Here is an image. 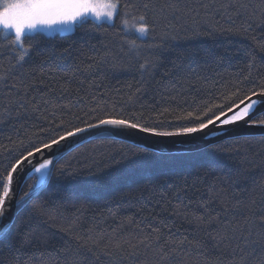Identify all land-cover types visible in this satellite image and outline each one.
<instances>
[{
	"label": "trees",
	"instance_id": "obj_1",
	"mask_svg": "<svg viewBox=\"0 0 264 264\" xmlns=\"http://www.w3.org/2000/svg\"><path fill=\"white\" fill-rule=\"evenodd\" d=\"M125 2L136 4L139 11L143 3L152 5L147 15L156 31L147 41L137 40L145 45L139 56L125 44L135 37H124L119 18L115 28L88 19L68 34L40 33L31 41L34 54L23 69L12 68L13 53L0 48V73H10L8 81L0 82V113L12 103V115H0V145L11 149V141L27 144L31 138L39 143L37 134L45 138L40 129L54 110L45 100L58 105L83 96L90 104L95 96L109 105L115 102L155 115L165 107L178 112L204 102L223 103L222 94H229L248 73V53L256 55L253 76L257 71L264 76V0ZM165 30L176 39L168 40L163 51L148 48L161 42ZM144 59L156 61L150 72L139 69ZM21 73L25 84L35 82L34 88L24 90L36 97L39 114L30 107L27 115L23 110L16 115L18 91L5 84L18 82ZM66 80L72 81L70 86ZM64 87L71 91L62 95ZM55 118L58 122L71 116L57 109ZM176 126L163 125L168 130ZM15 155L0 149V171ZM60 165L68 172L62 175ZM38 181L37 173L30 175L20 197ZM173 210L178 214L173 216ZM261 215L264 136L229 139L191 153L96 139L56 163L45 188L15 218L8 239L0 242V264H241L242 257L243 264H261L264 229L252 226ZM210 217L214 219L209 223ZM149 226L161 231L154 233ZM180 240L185 242L169 252L171 242ZM198 241L204 242L202 248L195 246ZM161 249L169 252L163 261Z\"/></svg>",
	"mask_w": 264,
	"mask_h": 264
},
{
	"label": "snow or ice",
	"instance_id": "obj_2",
	"mask_svg": "<svg viewBox=\"0 0 264 264\" xmlns=\"http://www.w3.org/2000/svg\"><path fill=\"white\" fill-rule=\"evenodd\" d=\"M139 7L143 11L137 10L136 4L122 3V0H0V29L3 30L0 33V48H8L13 53L14 63L11 65L12 68L19 67L23 69L34 54L33 48L35 45L31 41L40 34L41 29L62 27L71 30L72 26H83L89 17L95 18L96 21H106L109 27L115 28V21L119 18L120 31L124 37H135L133 39H125V44L130 52L139 56L145 45L144 43H137V40L147 41L156 31L155 24L149 22L147 15L152 5L143 3ZM245 7L246 5H239V9ZM98 27H103V24H99ZM166 28H171V24L166 25ZM249 29L250 25L244 27L243 30L247 32ZM198 34L202 35L203 33ZM208 35H211V33H208ZM175 39L174 35L165 30L161 33V42H153L147 46L150 49L163 51L166 42ZM26 41L28 42L26 43ZM260 50L264 52V46H261ZM65 52L69 57L71 56L70 50L66 49ZM247 55L249 56L247 64L249 71L229 94H222L223 103L204 102L203 105L195 106L190 111L184 109L177 112L176 109L165 107L157 111L155 115H152L151 112L133 111L130 106H118L115 102L109 105L108 101L101 102L96 100L95 96L90 97V104L84 101L83 96H78L75 99L68 100L67 103L58 105H53L51 100H45L44 103L52 105L54 109L49 113L52 119L48 121V125L40 129L41 133L45 134V138H40L37 134V138L40 140L39 143L29 138L26 144L23 140L18 143L11 141L9 137L13 144L11 149L6 145H0V149L9 153H16L3 171H0V224H2L3 217L9 210L8 206L15 195L13 192L14 175L19 174L18 170L22 166L31 165L34 172L40 173L38 183L30 186L29 190L20 199L31 197L33 193L38 194L40 188L50 178L51 170L55 168L54 157L42 159L38 166L33 165V159L38 154L43 157L46 150H58L62 144H66L73 138L89 133L94 129L110 134L132 129L155 137L186 136L193 138L199 133L205 134L206 138V130L214 129L217 126L225 128L239 126L243 123L248 128L264 129V76H261L258 71L257 75L253 76L256 55L254 52ZM138 66L142 72H150L156 66V61L144 59ZM88 67L91 68L92 65ZM39 75L41 77L44 75L42 70ZM75 75L76 73L74 72L73 76ZM9 76L10 73H0V82L8 81ZM22 77L23 73L20 74L18 82H14L11 85L5 84L6 87L18 91V99L15 101L17 105L16 115L19 117L21 110H23V114L27 115L30 107L33 112L39 114L41 109L36 97H29L24 90L34 88L35 82L25 84ZM245 81H249L248 86H244ZM39 83H43V80H40ZM71 83V80L65 81V84L69 86ZM79 83L84 85L85 81L80 80ZM70 91V87H64L61 90L62 95ZM137 91L140 90L137 89ZM131 99L132 97H129L130 101ZM81 105H83L82 108ZM11 106L12 103L10 101L9 104L5 105L0 115L11 116L12 113L9 111ZM73 108L80 109V112L74 113L72 111ZM57 109L67 111L71 119L65 120L61 118L57 122L55 118ZM173 113L176 114L173 115ZM168 117H172V119H168ZM44 119L48 120V117H44ZM174 123L177 126L172 128V130L163 127L165 124L172 125ZM213 135H215L214 132ZM211 151L214 153L217 149L213 148ZM61 159H63V156H61ZM60 172L62 175L68 172L65 165H60ZM178 194L176 193V195ZM176 207H179V205ZM164 210L167 211V208ZM171 214L174 216L178 213L173 210ZM153 218L156 219L157 217L154 215ZM212 219L214 218L210 217L208 222L210 223ZM160 222L163 223L162 220ZM257 225L259 228L264 229V215L252 222L253 227ZM149 227L151 228V226ZM164 227L167 228L168 226L165 225ZM151 230L154 233L161 231L160 228H151ZM168 230L171 231V229ZM10 231L9 225L0 227V242L8 239ZM249 235H251V230ZM156 239H159V235L156 236ZM220 239L226 238L220 237ZM184 242V240H180L178 244L174 241L171 242L173 247L169 249V252H174L176 247ZM195 246L202 248L204 242L198 241ZM116 247L119 248L120 246L117 245ZM169 252L161 249L162 261L168 258ZM106 254L112 255L111 252ZM241 264H243V257L241 258ZM261 264H264V261H261Z\"/></svg>",
	"mask_w": 264,
	"mask_h": 264
},
{
	"label": "water",
	"instance_id": "obj_3",
	"mask_svg": "<svg viewBox=\"0 0 264 264\" xmlns=\"http://www.w3.org/2000/svg\"><path fill=\"white\" fill-rule=\"evenodd\" d=\"M213 132L215 135H213ZM205 134L199 133L195 138L179 136V137H155L149 134L139 132L137 130H124L122 132L105 133L101 130L94 129L89 133H84L79 137L73 138L66 144H62L58 150L48 151L46 150L43 157L39 154L33 159V165L38 166L42 159L53 158L54 165L61 159V156H66L72 150L77 147L88 143L96 139H117L123 142L133 144L138 147H142L148 150H155L163 153H191L200 151L214 144L240 137L249 136H264V129L248 128L243 123L239 126H229L220 128L217 126L214 129L206 130ZM52 171V170H51ZM19 174L14 175L13 196L9 207V210L3 217L2 225H9L13 223L18 214L25 208V206L45 188L47 182L40 188L39 193H33L31 197H25L23 200L20 199L21 189L26 179L36 173L32 170L31 165L22 166L18 170ZM38 174V173H37ZM40 177V175L38 174Z\"/></svg>",
	"mask_w": 264,
	"mask_h": 264
},
{
	"label": "rangeland",
	"instance_id": "obj_4",
	"mask_svg": "<svg viewBox=\"0 0 264 264\" xmlns=\"http://www.w3.org/2000/svg\"><path fill=\"white\" fill-rule=\"evenodd\" d=\"M88 19L90 20H93L97 23H107L106 21H96L95 18L93 17H89ZM76 26H72L71 27V30H67L66 28H62V27H56V28H53V29H41L40 30V33L42 34H45V35H48V36H54V35H57V34H61V35H64V34H68V33H71L75 30ZM3 30L0 29V32H2ZM40 175V173H38Z\"/></svg>",
	"mask_w": 264,
	"mask_h": 264
}]
</instances>
